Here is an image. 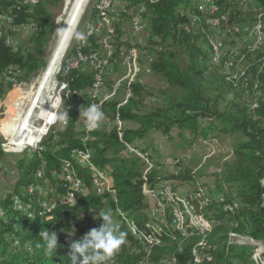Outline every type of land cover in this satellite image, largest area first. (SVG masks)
<instances>
[{
    "label": "trees",
    "instance_id": "trees-1",
    "mask_svg": "<svg viewBox=\"0 0 264 264\" xmlns=\"http://www.w3.org/2000/svg\"><path fill=\"white\" fill-rule=\"evenodd\" d=\"M17 1L0 0L2 13L12 7V29L26 22H33L36 28L17 51H12L0 40V72L15 66L21 72L18 79L27 81L46 65V48L58 28L53 10L62 2L65 5L67 0H39L33 6L19 8ZM129 1H121V6L126 7L125 14H121L120 22L116 23L112 70L120 71L122 50H129L131 45L130 40L123 39L122 24L130 20L128 13L131 10H137L144 3L151 38L146 46L138 49L141 55L147 50L150 62L147 69L161 80L162 86L153 92L146 84L136 81L132 84V97L126 102L116 97L100 105L105 120L117 125L109 128L103 125L85 133L84 127L78 125L82 120L79 113L91 101L88 91L95 71L82 64L62 78L70 91L59 112L61 116L67 111L66 125L64 120L62 129H54L43 140L41 149H25L19 158L10 162L15 166L16 179L13 189L0 196V264H69L70 239L79 240L90 229L99 227L102 223L99 215L105 213L121 222L127 236L133 230L153 242L150 264H159L160 260L173 254L176 264H195L191 251L200 248L207 252L208 243L214 248L212 254H207V264H247L253 247L229 243L228 233L264 242V95L249 102L246 94L250 92L251 95L257 89L252 88L253 82L264 92V62H258V59L264 60V51L257 57L246 54L250 60V76L247 78L243 72L235 81L231 79L235 77L223 71L234 51L227 54L223 50L219 64L211 62V47L201 29L209 28L206 20L213 18V14L193 8L192 0H158L153 4L148 0ZM239 2L243 0H222L215 12L218 14L214 15L220 17L223 14L231 27L236 26L247 11ZM256 2H261L257 8L261 10L260 15H264V0ZM189 7L190 13L198 19L196 23H191L184 14ZM92 16L94 20L101 14L95 9ZM234 32L231 29L227 37ZM89 40L91 46L87 37L83 53L96 51V39ZM136 59L133 55V63ZM246 79L248 91L242 85ZM149 98L155 101L148 106ZM174 128L187 131L192 137L189 142L197 137L214 140L221 133L236 137L232 144V159L213 174V188L197 182L195 170L188 168L182 159L174 166V175L169 170L164 173L155 161L151 168L143 169L144 163L139 157L152 160L151 143L147 145L144 141L157 132L170 139ZM86 136L88 139L84 140ZM124 141L135 144L140 141L147 147L143 146L138 156L129 155L124 152ZM3 144L0 141V163L6 164L9 161ZM147 150L149 152L145 154ZM66 161L73 163L77 176L87 187V193L79 195L73 205L59 202L65 191L58 171ZM94 168L108 170L111 177L110 188L104 189L102 195L91 180L90 173ZM165 180L189 181L193 188L188 192L195 195L196 207L205 215L210 213L216 222L211 231L184 240L180 250L181 239L175 232L165 226L160 231L150 230L144 219L146 195ZM178 183L173 182V187L179 189ZM234 201L239 202L238 208L233 211L223 209L225 204ZM53 202L54 207L46 210L44 206ZM202 202L203 207L200 206ZM84 216V223L75 221ZM45 230L55 231L58 236V247L51 255L42 240ZM131 253L122 245L114 257L120 264H137L140 257L132 253L133 257ZM261 253L264 254V249Z\"/></svg>",
    "mask_w": 264,
    "mask_h": 264
},
{
    "label": "bare ground",
    "instance_id": "bare-ground-1",
    "mask_svg": "<svg viewBox=\"0 0 264 264\" xmlns=\"http://www.w3.org/2000/svg\"><path fill=\"white\" fill-rule=\"evenodd\" d=\"M38 1L39 0H18L16 6H17V8L24 6V5L33 6V5L37 4ZM88 1L89 0H67L66 1L65 5H64L65 7L63 10V15L61 17L59 29L57 32V39H56L54 45L52 46V48L50 50L46 66L42 70L41 74H39L40 76L36 82L37 89L31 98V100L33 98H35L34 106L33 107L29 106L25 112H23L22 110H19V113L16 116L20 120H25L26 117L31 116V114H33V112L36 113L35 117L31 118V139H33V140H41L45 136V128H44V124H43V114L44 115H51V108H46V99L51 100L53 98L49 94V89L53 88V86L55 84L54 83L55 82V76H56L57 72L59 71L61 59L64 56L63 54L65 53V50H66V48H67V46L71 40V39H69V35L74 34L75 29L78 25V21L82 15L84 9H86L85 7H86ZM115 1L116 0H101L102 5H108V8H115ZM148 1L155 3L158 0H148ZM243 1H247V0H243ZM192 3L193 4H191V6L193 8H198L201 11L202 10L207 11L206 8H209V5H215V3H217V0H202L201 3H199V1H197V0H192ZM245 5H246V3H245ZM11 6H13V5H11ZM144 6H145V4L142 3L138 7L137 10L135 9L136 11L134 10L135 12L131 10L128 13L131 16L130 20H129V23L131 26V33L134 35H136V30H133V26H137V20L141 19V11L144 9ZM96 10L99 12V15H100L101 14V5L98 3L96 6ZM11 11H12V7L7 8L6 12L2 13V17H10V23L12 24V21L14 19H13V16L10 14ZM190 11H191V8L186 9L184 14L187 15V17L190 19L191 23H196L198 21V19L194 15H192L190 13ZM207 12L209 13V15L213 14L212 16H214V17L213 18H211V17L207 18L206 23H207V25H210V26H208L209 28L206 30L204 29L205 27L202 28L201 31L206 34V36L208 38L209 45L211 47V54H212L211 62H213L214 64L215 63L219 64L218 62L220 60V56L223 53V42H224L223 40H224V38L227 37V34L229 33V31L231 29L233 30V32L234 31L238 32V29H236L237 26L231 27L227 23V17H225L223 14L220 17H216L214 15L215 12H210V11H207ZM216 23L224 24V26H229V27H224L221 30V34L219 36V39H217V40L211 38V31H210V29L215 28ZM100 24L104 29H111L112 28V18H110L109 16H101L100 17ZM12 27L13 26H11V30L14 29V28L12 29ZM35 28L36 27L33 24L32 28H31V32L35 31ZM61 28H63V32H61ZM238 28H239V26H238ZM263 35H264V31L259 32V34L257 35L258 40L255 44L256 46L262 43V41L260 42V40L263 38ZM86 37H88L87 34H86ZM0 40L4 41L5 44H8V36H6V26L4 23H0ZM84 45H85L84 41H83L82 45H78L79 52L81 54H84V55H79L78 58L75 60L74 69H79L82 64H86V55H93V64H89L88 67H90V69L94 70L95 72L93 75V82H92V84L89 88V91H88L91 101L87 105L95 103L98 106H100L102 104V97L93 98V93H95V91H97L99 89V80L103 78L104 73H105L104 53L96 52V51L93 53H90V54L89 53L88 54L83 53L82 48ZM263 45H264V43H263ZM131 48H132V46H130L129 50ZM114 51H115V46H114ZM137 51H138V49H136V47H133V50L130 53L129 65L131 67H128V58H123V61L121 63V67L126 68L125 69L126 91H122V99H126V100H124L123 102H126L129 98L132 97V84L135 83L136 81H138V73H137L138 68L136 67L138 65L136 63H133V60H132L133 55H135L136 58L139 57V55L137 54ZM143 52H145V51H143ZM144 54H145V60H146V62H148L149 57L147 56L146 53H144ZM217 54H218V57H217ZM225 66L227 67L228 64L226 63ZM145 71L149 72V70L147 68L145 69ZM112 73H113V70H112V66L110 65V75ZM118 74H119V71H117L115 77H118ZM60 92L64 93L63 94L64 97L69 95V93H70L68 88H61ZM113 98H116V97H113ZM117 98L121 100L120 97H117ZM31 100H30V102H31ZM60 103H61V93H58V96L56 98V105H60ZM57 117H58L57 115L54 116L53 125L57 121ZM113 125L115 126V125H117V123L114 122ZM62 127H61V129H62ZM7 128H9V127H7ZM10 130L12 131V126H11ZM12 137H13V139H12L13 142H11V144H14V145L19 144V145H23V146L26 145V146H28V148L30 147L31 150L32 149L33 150L38 149V147H33V145L31 144V139H18L17 137H14L13 135H12ZM126 148L128 149L129 154L135 153L136 151H137V154H139V152L142 150L141 147H139V146L129 145ZM145 154H147V151H145ZM179 161H181V160L176 158L173 161L174 166L175 165L177 166ZM81 163L82 164L84 163L83 160L81 161ZM67 164L70 166V168L72 170H75L73 163L71 161H66L61 167V172H68V165ZM90 174H91L90 176H91V180L93 182V185L95 186V188L97 189V192L99 193V183H96L95 179H100L101 182H108L110 174L108 173L107 170L99 169V168H94ZM110 180H111V177H110ZM104 189H106V188H102V191ZM178 190L179 189H176L173 187V189H168L166 191V187L164 184H160L157 187H155L152 190V192H154L153 193L154 197H153V201H151V206H153L154 203H156V202L161 203V208L158 209L160 216L155 215V224H150L146 221V215L149 212H152L151 210H153V208L150 207L148 209V212H144L143 214H144L145 222L148 223L150 230L160 231L165 226V227H168L171 231L175 232L179 236V238L181 239L178 243V245H179L178 250H180V245H181V243H184L183 242L184 240H186L187 238H191L197 234L200 235V234L205 233V232L207 233L208 230L211 231L212 227H214L216 222L213 219H211L214 223L213 224L208 223L210 218H211V215H209L210 213L208 215H205L203 213V211L202 212L199 211L200 209H198L196 207V204L194 201L195 200L194 194H192L190 192H186V191H182L183 193H179ZM29 191H31V189H29ZM199 200H201V199H199ZM170 201H173L177 204L176 216H174V214H173L171 203H169ZM53 204H54V202L51 205H53ZM45 205H47V204H45ZM51 205H49V206H51ZM200 206L203 207V202L200 204ZM238 206H239V202L234 201L231 204H225L223 209L227 210V211H233L236 208H238ZM204 207H205V205H204ZM113 221H114V223L116 222L119 225V228L122 231L121 222L115 220V218L113 219ZM160 223H162L161 229L159 228ZM188 230H189V232H188ZM246 239H248V242H245ZM227 240L229 243H232V244L249 245V246L253 247V250L251 252L250 261L247 264H264V254L261 253V250L263 248H260L261 245H258L256 240H253L250 237L243 236V235H240V234L234 233V232L228 233ZM70 241L73 242V237L70 239ZM140 242H142L143 244H150V246H147L144 252L137 254L132 250V247L139 245ZM123 245L127 248V250H129L133 254L138 255L140 257V260L138 263H137V260H134V261H136L135 263L140 264L142 257H143V258H145V261L147 262V264H150L149 255H150V252L152 250L153 242L147 241L144 238V235L142 233H139V232L132 230L130 232V236L126 235L125 243ZM202 245H204V244H202ZM211 246L212 245H210V243H208L207 248L210 249ZM195 247H197V246H195ZM120 250H121V248H120ZM203 253H206L204 251V249L193 248V250L190 253V256L194 260L195 264H201V257L203 255ZM131 254H130V256H131ZM133 254H132V256L134 257ZM207 256L208 255L206 254V256L204 257V264H207L206 263ZM191 263H192V261H191ZM109 264H120V263H117L116 258L114 257L109 262ZM159 264H176V258L173 254V255L169 256L168 261L166 263H161L159 261Z\"/></svg>",
    "mask_w": 264,
    "mask_h": 264
},
{
    "label": "rangeland",
    "instance_id": "rangeland-1",
    "mask_svg": "<svg viewBox=\"0 0 264 264\" xmlns=\"http://www.w3.org/2000/svg\"><path fill=\"white\" fill-rule=\"evenodd\" d=\"M120 1V6H121V1ZM128 3L130 2L129 0H126ZM249 2V3H248ZM97 0H89L86 9H84L79 21L78 25L75 29L74 32V38H71L65 53L63 54L64 56L61 59L60 63V69L57 72L55 76V85L53 88L49 89V94L50 96L53 97V94L59 92L60 88V82H61V71H62V63L64 62V58L67 54V51H69L75 44L76 45H82L83 41L79 39L80 34H84L86 36L87 31H84L86 28V25L90 22H94L92 13L96 9L97 6ZM242 3V2H241ZM240 5L243 6V10H246V13L243 15V19L240 23L236 24L238 29V32H234V34L224 38L223 42V50L227 54H230L231 52L234 51V53L230 56L229 58V65L223 69V71L226 74H229L234 79L235 81L238 80L239 78L242 77L243 72H246L247 78L250 76L249 74V63L250 60L246 58V54H254L255 57H257V54L261 53L264 51V39L262 38L260 42L262 41L261 44L255 45V44H248L250 42V37H256V42L258 40L257 35L259 34L260 31H257V26L258 28H262L264 30V15H260L261 10L258 8H251L253 4H257L256 0H247L243 1V3ZM246 3V5H245ZM248 3V4H247ZM64 2H62L59 7H56L53 10L54 14V21L55 23L57 22L58 28L54 32V38L51 40L46 48V64H47V59L50 53V50L52 46L54 45L56 39H57V32L59 29L61 17L63 15V6ZM123 5V4H122ZM239 26V28H238ZM123 27V39H125L127 42L130 40V46H138V39H137V34L134 35L131 33V26L129 24V21L127 23L122 24ZM15 30H18V28ZM15 40L19 42L20 45L26 44V38L21 36L20 34L15 35ZM85 42V41H84ZM262 45V46H261ZM260 47V48H259ZM257 48V49H256ZM138 49V47H136ZM101 53H104V51H100ZM137 54L139 55L138 59H136V63L138 66V82L146 84L153 92L155 89L159 88L162 86L161 80H159L158 77L155 75L151 74V72H144V67H143V62H141V52L137 51ZM239 56V57H236ZM264 56H262L263 58ZM259 60V61H258ZM258 62H264V60L258 59ZM146 62V60H145ZM256 62V64H258ZM46 66V65H45ZM122 68V67H121ZM44 69V68H43ZM39 70L30 80L27 81H22V80H17L16 84V90L15 94H13L11 97L7 98L5 100V109H9L10 113H19V110H22L23 112L26 111V107L28 106L32 96L34 95L37 86L36 82L39 78V74H41L42 70ZM116 76V72L113 71V73L110 75V77L113 79ZM111 78H108L106 81V88L108 89L110 84H111ZM249 81L247 79L245 80V83H242V85L247 89L248 91V86ZM253 89L257 88L252 92L250 95V92H246L248 101H254V99L261 98L264 95V92H262L259 89V85L256 82H253ZM34 91V93H33ZM61 93V100L63 101L64 99V93ZM251 98V99H250ZM3 100V91L0 93V101ZM255 100V101H256ZM153 98H149V101L147 100L146 102L149 105H152ZM61 105V103H60ZM60 112V111H59ZM0 141L1 145L3 144V148L5 153L7 154V159L9 162H6V164L0 163V196L3 195L4 193H7L13 189V184L16 179V171H15V166L14 164L10 163L15 161L17 158H19L24 152L25 149L31 150V148L26 145H19V144H11L12 139V134L11 133V124L12 121L9 119H6L8 117L7 114H0ZM57 121L53 125V129H61L63 126L62 124L64 123L63 120L60 119V116L57 115ZM6 117V118H5ZM79 127H85V123L83 120L79 121ZM9 127V128H7ZM8 132V133H7ZM166 136V135H164ZM184 136V137H183ZM171 138L167 139L166 141L164 140L163 136H161L159 139H157L155 136L148 137L144 142L151 143L150 147V154H151V147L153 148L152 152L154 153L155 157H153V161L158 162L163 169V172L166 173L169 170L170 166V161L171 159L174 158V160L177 158L179 160L182 159L184 164L187 165L188 168L195 170L194 173L196 174L197 179H195L197 182L209 186L210 188L214 187V176L213 174L217 171H220L223 168V163L228 162L232 159L233 154H232V144L234 143L236 137L234 136H229L227 134L221 133L217 138L214 140L210 139H203L201 137H197L193 141L189 142L191 140V135L184 130H180L179 128H174L171 131ZM46 137L44 136L42 139L44 140ZM167 138V136H166ZM5 140V141H4ZM4 141V142H3ZM138 144H141L140 141L136 142ZM131 146H139L138 144L131 143ZM129 145H126V147ZM125 147L124 152L126 154L128 153V149ZM147 147V146H146ZM33 150V149H32ZM147 150V154L149 152ZM129 155H136L137 151L135 153L129 154ZM141 161H143V169L146 168H151L153 166V161L150 160L149 158L145 157H139ZM172 160V168H174V163ZM182 162V163H183ZM189 181H185V185H182L181 183L176 184L179 188L178 192L183 193L182 191L188 192V190H191L193 186L188 183ZM153 193L152 191L148 192L146 195V203H147V208L144 210V212H148V209L150 207L153 208V210H158L161 208V203L156 202L154 203L153 206H151V201H153ZM146 221L150 224H155V213L154 211L149 212L146 215ZM130 220L127 221V227L128 229L131 228L129 226ZM258 245H261L260 248L264 249V242L261 241H256ZM150 246V244H143L140 242L139 245L133 246L132 250L140 254L145 251L146 247ZM168 257L163 258L160 260L161 263H166L168 261ZM140 264H147L145 261V258L142 257V260Z\"/></svg>",
    "mask_w": 264,
    "mask_h": 264
},
{
    "label": "built area",
    "instance_id": "built-area-1",
    "mask_svg": "<svg viewBox=\"0 0 264 264\" xmlns=\"http://www.w3.org/2000/svg\"><path fill=\"white\" fill-rule=\"evenodd\" d=\"M197 1L201 3L202 0H197ZM221 1L222 0H217V3H215V5H209V8H206V10L210 12H217V5ZM97 2L98 4L101 5V16H109L110 18H112V28L104 29L100 24V17H97L95 18L94 22L88 23L84 30V31H87L89 46H91V42L89 39L94 37L96 39L95 44L97 45L96 51H104V57H105V73H104L103 78L99 80V89L95 91V93H93V98L102 97V103L112 100L113 97H120L121 100L124 101L126 99H122V91H126V77H125L126 68H120L118 77H114L112 79L110 77V65L111 63H114V54H115L114 44H115L116 23L120 22L121 14H125L126 6H120L119 0L115 1V8H108V5H102L101 0H97ZM260 3L251 5L252 6L251 8H257V6L260 5ZM149 4H153V2ZM28 6L29 5H24L23 7H28ZM145 13H146V5L144 6V9L141 11V19L137 20V26H133V30H136L138 46H132L130 50H122L123 58H128V67H131L129 65V56H130L131 51L133 50V47L146 46L147 41L151 38V31L149 29L148 22L145 18ZM0 23H4L6 26V36H8V44H5V45L11 48L12 51H17L20 45L19 42L15 40L16 34H20L21 36L25 38L31 35V28H32L33 22H26L20 25L18 27V30H11L10 17H2V9H0ZM224 27H229V26H224V24L216 23L215 28L210 29L211 38L216 39V40L219 39L221 30ZM192 28H193V25H192ZM263 39H264V35H263ZM248 44H256V37H250V42ZM146 53H147V50H146ZM79 55H84V54H81L79 52L78 45L76 44L69 51H67L65 60L62 63L63 65L62 71H61L62 78L68 75L69 72L74 70V62L78 58ZM217 57H218V54H217ZM141 62H143V67H144V72H145V69L149 67V63H150V62H145V54H142ZM89 64H93V55H86V68H88ZM19 76H21V72L15 66L6 67L4 68L3 72H0V90L2 89L3 91V100L0 101V114H3V115L7 114L8 117L7 118L5 117V118L12 121V131L10 134H12L14 137H17L18 139H31V118L35 117L36 113L33 112V114H31V116H27L25 120H20L19 118L16 117V113H10L9 109H5V100L11 97L13 94H15L16 81L18 80ZM108 78H111V84L109 88L107 89L106 81ZM61 88H68V83L63 81V79H61L60 88H59L58 93H60ZM58 93L53 94L52 92L53 98L51 100L46 99V108H51V115L43 114L45 137H47L54 130L53 129V119L55 115H59L61 105H56V98L58 96ZM34 103H35V98L31 100V102L28 104L26 108H28L29 106L33 107ZM113 124H114V121L109 122V120H104L102 122L101 127L105 125L106 127L109 128V127H112ZM65 125H66V120H65ZM84 131L85 133H87L86 126L84 127ZM162 136L165 141L168 139L166 138V136L164 135ZM87 139L88 137L86 136L84 140H87ZM42 142H43V139L41 140L31 139V144L33 145V147H38L40 149H41ZM126 145H132V144L130 142L124 141L123 149H125ZM143 146H146V145H144L141 142V149ZM152 150L153 148L151 147V157L153 161V157H155V155L152 152ZM87 152H90V151L87 149ZM172 160H174V158L171 159L170 161L169 172L174 175V170L176 169L172 168ZM58 172H59L58 175L63 181V188L65 191V194L63 195V197L60 199L59 202L66 203L68 205H73L76 198L79 195H85L87 193V187L85 185V182L81 177L77 176L75 170H72L69 165H68V172H61V171H58ZM95 180H96V183H99V195H102V188H110V177H109L108 182H101L100 179H95ZM173 182H180L182 185H185L184 184L185 181H176V180L161 181V183L165 185L166 191L168 189H173ZM169 203H171L173 214L174 216H176L177 204L173 201H170ZM54 205H55V202L51 206H44V207H46V210L49 211L51 208L54 207ZM151 211H154L155 215L160 216L158 210L155 209ZM89 216H92V213L89 212ZM75 221L84 223L86 221V217L85 216L78 217ZM208 223L213 224L214 222L210 218ZM161 225L162 223L159 224L160 229H161ZM70 233H77V232L71 231ZM245 242H248V239H246ZM212 252H213V246H211L209 251H207L206 253H203L201 257V264H204V257L206 256V254H212Z\"/></svg>",
    "mask_w": 264,
    "mask_h": 264
},
{
    "label": "clouds",
    "instance_id": "clouds-1",
    "mask_svg": "<svg viewBox=\"0 0 264 264\" xmlns=\"http://www.w3.org/2000/svg\"><path fill=\"white\" fill-rule=\"evenodd\" d=\"M63 32V28H61ZM74 38V34L69 35V39ZM81 41L87 37L79 35ZM61 105L64 106L61 100ZM69 116L67 111L60 116L61 120H66ZM79 117L84 121L87 130L94 131L101 127L105 120L103 110L93 103L84 107L80 111ZM102 223L97 228L90 229L79 240H75L70 245L68 254L69 264H109L125 243L126 233L121 231L119 225L114 223L110 213L99 215ZM42 240L48 255H51L58 247V236L55 231L45 230L42 233Z\"/></svg>",
    "mask_w": 264,
    "mask_h": 264
},
{
    "label": "crops",
    "instance_id": "crops-1",
    "mask_svg": "<svg viewBox=\"0 0 264 264\" xmlns=\"http://www.w3.org/2000/svg\"><path fill=\"white\" fill-rule=\"evenodd\" d=\"M154 136H155L157 139H159L162 135H161V133L157 132V133H155Z\"/></svg>",
    "mask_w": 264,
    "mask_h": 264
},
{
    "label": "water",
    "instance_id": "water-1",
    "mask_svg": "<svg viewBox=\"0 0 264 264\" xmlns=\"http://www.w3.org/2000/svg\"><path fill=\"white\" fill-rule=\"evenodd\" d=\"M65 7V6H64ZM64 9V8H63Z\"/></svg>",
    "mask_w": 264,
    "mask_h": 264
}]
</instances>
